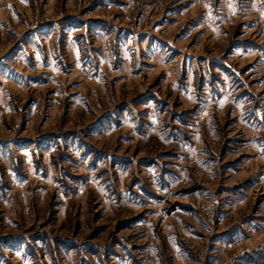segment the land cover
I'll return each mask as SVG.
<instances>
[{"label": "rangeland", "instance_id": "1", "mask_svg": "<svg viewBox=\"0 0 264 264\" xmlns=\"http://www.w3.org/2000/svg\"><path fill=\"white\" fill-rule=\"evenodd\" d=\"M0 264H264V0H0Z\"/></svg>", "mask_w": 264, "mask_h": 264}]
</instances>
